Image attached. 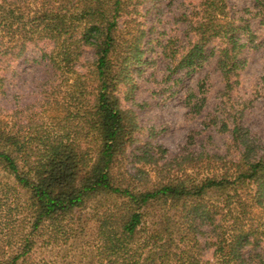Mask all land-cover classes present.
<instances>
[{"label":"trees","instance_id":"obj_1","mask_svg":"<svg viewBox=\"0 0 264 264\" xmlns=\"http://www.w3.org/2000/svg\"><path fill=\"white\" fill-rule=\"evenodd\" d=\"M165 1L0 0V93L8 98L21 77L19 62H35L43 83L68 82L74 105L47 134L23 109L0 112V264H264V148L244 125H220L227 148L206 155L207 172L192 148L200 131L174 154L146 142L153 147L135 154V173L125 163L143 129L134 75L146 62V15L163 22ZM253 7L254 16L230 0L182 9L183 38L159 42L170 76H191L216 58L231 93L243 52L264 46L252 25L255 16L264 23V0ZM205 92L189 94L194 115ZM135 163L156 165L157 177ZM41 249L53 259L36 261Z\"/></svg>","mask_w":264,"mask_h":264},{"label":"rangeland","instance_id":"obj_2","mask_svg":"<svg viewBox=\"0 0 264 264\" xmlns=\"http://www.w3.org/2000/svg\"><path fill=\"white\" fill-rule=\"evenodd\" d=\"M165 2L168 6L165 8L166 16L163 22L154 21V11L146 15V28L149 33L144 42L146 62L142 64L141 71L134 75L137 83L135 92L137 104L135 103L134 109L137 110L143 129L139 133L138 143L130 149L128 160H125L127 167L132 173L136 172V167H133L135 154L142 152L143 146H148L146 142L162 145L174 154L183 149L193 131H200L192 148L204 153L205 157L201 158L200 165L199 162L197 165L202 171L207 172L209 158L206 155L223 153L227 148L224 144L227 135L218 131L223 122L241 123L248 129L250 138L261 149L264 148V46L243 52L242 58L246 63L240 71L239 85L231 93L223 91L225 85L219 71L215 69L216 58L191 76H184L182 73L170 76L169 62L162 55L160 43L168 41L169 38H183L184 25L177 22L176 17L182 9L198 3L199 0ZM230 2L234 11L250 7L251 13L246 16L257 15L258 9L253 7L254 0ZM261 18L255 16L252 25L258 34V40L264 42V23L260 21ZM154 25L156 30L152 31L151 27ZM214 46H217V43L209 45V48ZM37 53L34 51L29 55L34 57ZM18 65L22 75L10 82L8 98L3 92L0 93L2 116H6L7 112L13 113V109L17 107L23 109V116L28 115L41 133L47 134L58 130L69 121L67 108L74 106L68 100L70 89L68 82H65L66 84L63 82L60 88L58 85L63 80L51 79L43 83V80H47V74L42 64L19 62ZM70 81L72 82V76L69 78ZM53 85H56V89ZM201 90L206 91L202 94L206 98V104L201 113L194 115L190 112L189 94H198ZM10 118L7 115L6 119ZM164 156L166 153L158 154L160 159L165 158ZM135 164L137 168L147 170L152 178L157 177L156 165ZM54 253L41 249L37 250L33 257L36 261L44 257L53 259Z\"/></svg>","mask_w":264,"mask_h":264}]
</instances>
